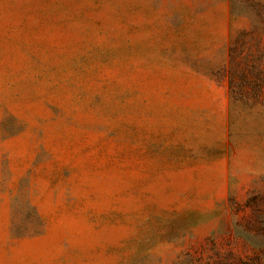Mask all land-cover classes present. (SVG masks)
<instances>
[{
  "label": "rangeland",
  "instance_id": "374dc122",
  "mask_svg": "<svg viewBox=\"0 0 264 264\" xmlns=\"http://www.w3.org/2000/svg\"><path fill=\"white\" fill-rule=\"evenodd\" d=\"M0 264H264V0H0Z\"/></svg>",
  "mask_w": 264,
  "mask_h": 264
},
{
  "label": "trees",
  "instance_id": "16d2710c",
  "mask_svg": "<svg viewBox=\"0 0 264 264\" xmlns=\"http://www.w3.org/2000/svg\"><path fill=\"white\" fill-rule=\"evenodd\" d=\"M219 73H223V72H219ZM224 73H225V71H224ZM223 75V74H222Z\"/></svg>",
  "mask_w": 264,
  "mask_h": 264
}]
</instances>
